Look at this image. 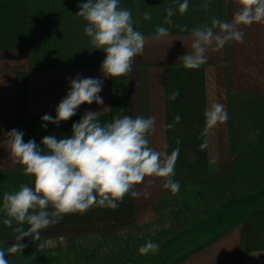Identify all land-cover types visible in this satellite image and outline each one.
I'll return each instance as SVG.
<instances>
[{"label": "crops", "instance_id": "obj_1", "mask_svg": "<svg viewBox=\"0 0 264 264\" xmlns=\"http://www.w3.org/2000/svg\"><path fill=\"white\" fill-rule=\"evenodd\" d=\"M86 2L0 0V206L5 192L32 186L34 180L12 164L4 133L18 129L24 142L33 139L37 145L47 135L70 138L72 124L85 112L104 108L109 109L99 117L102 123L118 115L155 117L150 146L168 154L179 148L173 179L180 189L172 193L163 188L162 178L146 177L135 186L138 197L125 196L115 209L93 206L66 214L37 239L21 240L26 247L17 253L6 251L16 243L17 225H4L0 211V249L8 264H264V22L241 25L243 43L209 49L205 64L186 69L178 57L191 51V30L211 26L213 18L231 22L235 0H188L183 14V0H119L146 43L132 73L111 79L100 69L106 54L91 46L86 22L76 15ZM169 9L174 13L170 24L165 22ZM157 27L168 29V36L154 39ZM77 74L103 80L104 104H82L69 120L42 128L41 117H55ZM177 90L178 97L168 99ZM213 103L222 104L228 118L205 134V111ZM236 206L244 207L229 209ZM228 209L235 220L227 218ZM222 211L228 213L221 224L217 214ZM142 231L156 237L151 241L159 244L157 252H139L147 241L122 243L123 235ZM88 232L100 234V251L91 255L79 253L76 241H50Z\"/></svg>", "mask_w": 264, "mask_h": 264}, {"label": "clouds", "instance_id": "obj_2", "mask_svg": "<svg viewBox=\"0 0 264 264\" xmlns=\"http://www.w3.org/2000/svg\"><path fill=\"white\" fill-rule=\"evenodd\" d=\"M235 2L238 7L231 22L213 18L211 26L191 30V51L178 57L184 68L198 69L205 64L209 49L219 51L229 42L243 43L241 25L264 22V0ZM79 8L76 15L86 22L84 32L91 46L106 54L100 65L104 77L112 79L131 74L135 58L142 55L146 43L142 33L133 27L131 12L119 7V0H87ZM187 8L188 0H183L179 12L183 14ZM173 14L169 9L166 23H171ZM144 19H150V15L145 13ZM214 29H219V33ZM168 34V29L157 27L154 39ZM102 87L103 80L81 78L77 74L70 80L66 97L57 105L55 117L44 114L41 127L47 128L48 123L59 126L75 116L82 104L103 105L99 95ZM178 95L179 91H174L168 99L175 100ZM106 109L109 108L85 112L72 124L70 138L47 135L41 145L33 139L24 142V133L18 129L4 133L6 139L2 142L9 149L12 164L20 165L24 175L34 178L32 186L22 184L19 190L3 194L0 206L5 214L3 223L11 227L15 221L14 231L18 233L16 243L6 250L8 253L22 252L26 245L21 240L28 236L37 239L41 230L59 223L66 214L85 213L93 206L115 209L125 196L138 197L140 193L135 186L146 177L162 178L164 189L172 193L179 191L180 184L173 179L179 148L168 154L150 146L148 136L155 131V117L118 115L102 123L99 117ZM227 118L222 104H211L205 111V134ZM180 119L179 115L174 118L175 122ZM25 224L27 229L23 227ZM158 250L159 244L151 240L139 248L143 255ZM5 255V250L0 249V264H8Z\"/></svg>", "mask_w": 264, "mask_h": 264}, {"label": "rangeland", "instance_id": "obj_3", "mask_svg": "<svg viewBox=\"0 0 264 264\" xmlns=\"http://www.w3.org/2000/svg\"><path fill=\"white\" fill-rule=\"evenodd\" d=\"M261 198H263V196H259V197H256V198L253 197V198L250 199V201H248V203L249 204L250 203H254V202L257 201V199H261ZM231 205L233 206V203L232 202H229L228 203V206H231ZM242 207H244V206H242ZM242 207L236 206L234 208H229V209L239 208L240 209V212H241L242 211L241 210ZM228 212H230V215L227 218H230V216H231L232 219L235 220V216L232 214V211L229 210ZM228 212L227 211H222V212H220L219 215L217 214V217H218L219 221L221 222V224H222L223 215L224 214H227ZM240 212H239V210H236V214L238 216L240 215ZM214 218L216 219V217H214ZM228 220H231V219H228ZM98 235H100V234L99 233H96V232H88V233L83 234V236H80L79 235L77 238H72V237L69 238V237L63 236V237H55V239H52L50 241L51 242H57V243H64V244H67V243H69L71 241L72 242L73 241H76L77 242V247H75L74 244H72V245H73V247H75V249L76 248L79 249V253L80 252L81 253L83 252V253H88V255H91L92 253L94 254V253L100 251L101 246L98 247V245H97V243L100 244V241L97 240ZM155 238L156 237L153 234H150L149 232L147 233V232L142 231L140 233L139 232H136V233H133V234H130V235H127V236L123 235L121 241H122V243L125 246L128 247V245L130 244V242L131 243L134 242V241L135 242H140V241L143 242V241H149L151 239L152 240L153 239L155 240ZM42 241H45V239H43ZM82 244H83V246H81ZM94 244H95V246H94ZM83 248L86 249V250H83ZM66 252H68V251H66Z\"/></svg>", "mask_w": 264, "mask_h": 264}, {"label": "trees", "instance_id": "obj_4", "mask_svg": "<svg viewBox=\"0 0 264 264\" xmlns=\"http://www.w3.org/2000/svg\"><path fill=\"white\" fill-rule=\"evenodd\" d=\"M225 231H222L221 233H219L216 237L210 239L209 241L199 245L198 247L194 248L192 251L188 252L187 254H185L183 257H181L180 259H183L184 257H187L188 255H190L191 253L203 248L204 246L208 245L209 243H211L213 240H215L217 237L221 236L222 234H224ZM22 244V243H21Z\"/></svg>", "mask_w": 264, "mask_h": 264}]
</instances>
